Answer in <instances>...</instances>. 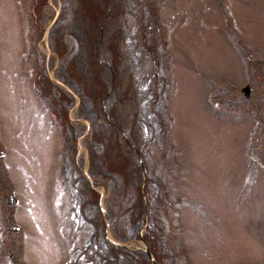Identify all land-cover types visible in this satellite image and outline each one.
I'll return each instance as SVG.
<instances>
[{"label":"rangeland","instance_id":"obj_1","mask_svg":"<svg viewBox=\"0 0 264 264\" xmlns=\"http://www.w3.org/2000/svg\"><path fill=\"white\" fill-rule=\"evenodd\" d=\"M105 4L117 16L110 26L117 130L126 140L133 132L143 178L168 197L151 201L153 215L123 243L144 252L154 221L166 251L175 250L173 264H264V0H0V194L16 197L14 205L0 200V264H96L95 208L83 206L91 223L78 213L83 189L97 194L103 221L110 209L103 234L115 247L116 227L123 232L130 222L120 214L124 197L142 193L135 172L107 160L111 143L93 142L82 99L62 80L65 61L54 52L62 45L68 64L78 53L73 18L88 34ZM36 73V87L61 113L54 123L31 88ZM245 83L247 98L239 92ZM14 224L20 229L7 230Z\"/></svg>","mask_w":264,"mask_h":264},{"label":"trees","instance_id":"obj_2","mask_svg":"<svg viewBox=\"0 0 264 264\" xmlns=\"http://www.w3.org/2000/svg\"><path fill=\"white\" fill-rule=\"evenodd\" d=\"M40 1L43 0H36V3L39 4ZM33 8V7H32ZM102 14L97 15V18L94 22H92V29L88 31L82 19H78L79 23H75L73 18L72 28L73 31L70 29L69 33L75 37L78 53L68 62L65 59L66 57L63 55L61 40L57 43V45H61V50H56V43L54 44V52L56 51L60 53V59L65 61L66 70L64 73H60L62 75V80H64L73 91H76L79 97L82 99V115L86 116L90 119L91 124L93 125V133L91 132V138L94 143H103V145L107 146V143H111V148L108 150V159L113 160L114 162H121L122 168L121 173H125L126 170H131L132 172L136 173L138 177V181L135 182L133 185L136 189L142 184V193L146 196L147 205L146 203L143 204L141 199L140 191L137 192L139 194L133 195V191L129 198L124 197L126 202L125 207L122 206L121 208V216H123L126 220H130L129 224L128 221L126 226L124 223V231L121 232L116 227V238L119 239L118 241H126L130 238V235L134 236V232L137 231V222L141 219L143 220L145 214L153 215L154 211L151 208V201L154 202L158 200L159 202H166V197L164 198L159 196V192L162 191L161 184H157L155 181L149 178H143L142 175V167L137 161V155L141 153L139 148L137 147L138 143L133 135L132 131H127L128 140L121 134L122 132L118 131L120 123H122V118L120 116L119 110L115 107V103L117 102V97L120 94V90L118 87V82L114 83V75L116 76V68L113 67L116 63L114 58L115 49H114V41L113 38H110V26L114 25L115 18L108 10V5L105 4V8H101ZM108 10V11H106ZM33 12V10H31ZM55 22V21H54ZM82 22V25H81ZM52 26H55L53 23ZM86 31V33L84 31ZM64 42V41H63ZM108 42V43H107ZM63 55V57H61ZM109 61L108 68H105L103 65L102 69L99 70L100 66H102V62ZM86 61V62H85ZM68 65V66H67ZM92 67L94 70L93 73L87 71V67ZM104 68V69H103ZM118 72L120 71L119 66L117 67ZM98 70V75L96 71ZM62 71V70H61ZM92 74V79L91 75ZM59 78V80L61 79ZM43 90V89H42ZM44 92V91H43ZM127 91L122 92V95L125 96ZM113 98V99H112ZM155 99V96L153 97ZM47 96V102L50 105V114L53 120L57 118L59 113L56 110V104L52 102ZM125 98H123L124 100ZM120 103V101H119ZM113 105V106H112ZM94 110V111H93ZM154 111V110H152ZM108 115V117L106 116ZM154 115L158 116V114ZM101 118V119H100ZM114 121V122H113ZM65 123L67 124V119H65ZM119 123V124H117ZM66 126L65 124H61V132L65 133ZM95 130V133H94ZM132 145L135 146L133 149ZM108 148V146H107ZM92 151V149H91ZM93 152V151H92ZM96 155V154H95ZM92 155L94 159L95 166L98 165L100 168H104L105 170L108 167L105 165L107 161H98V156ZM109 173L112 175L113 169H108ZM97 172L89 171V174L92 176L96 175ZM118 173V172H116ZM119 174V173H118ZM154 182L155 190L151 193V189L149 188L148 182ZM150 190H149V189ZM140 189V188H139ZM88 189L85 187L83 192H85V197H83L78 201V213H80L84 220L91 223L93 220V215L86 213V209L83 208L85 204H89L95 208L94 215L96 214V219L93 220V232L90 235V239L94 241V249L92 251L94 257L98 262L100 261L101 264H150L148 258L146 257L145 253L138 250H128L123 247H115L110 245L107 239L104 237V221L102 220V216L98 210V206L96 203L97 194L92 196ZM95 197V199H94ZM130 199V200H129ZM123 205V204H122ZM106 215L109 218H112L113 215L110 213V209L106 210ZM154 221H151L152 224L149 230L151 234L145 235V243L149 251L151 252L155 263L156 264H173L172 259L175 257V250L174 248H170V252L166 251V244L164 243L163 239L161 238L159 227L154 225ZM147 226V225H146ZM148 228V226H147ZM89 244H87L88 247Z\"/></svg>","mask_w":264,"mask_h":264},{"label":"water","instance_id":"obj_3","mask_svg":"<svg viewBox=\"0 0 264 264\" xmlns=\"http://www.w3.org/2000/svg\"><path fill=\"white\" fill-rule=\"evenodd\" d=\"M241 90L244 92V94H245V95H247V93H248V86H247V85H245L244 87H242V89H241ZM8 202H10V203H11V202H13V200H12L11 198H9V199H8ZM15 229H17V228H15ZM144 249H145L144 251H145L146 255L149 257V259H150L151 263H152V264H155V263H154V261L151 259V255H150V252H149V250H148V249H146V248H144Z\"/></svg>","mask_w":264,"mask_h":264},{"label":"flooded vegetation","instance_id":"obj_4","mask_svg":"<svg viewBox=\"0 0 264 264\" xmlns=\"http://www.w3.org/2000/svg\"><path fill=\"white\" fill-rule=\"evenodd\" d=\"M239 91H240V89H239ZM241 95H242V93H241ZM222 101H224V100H222V99H216V102L215 103H221ZM7 193L9 194L10 192L8 191ZM7 193L1 195V198H0L1 202H4L5 204H6V200H7V197H8ZM11 262H12V264H15L14 263V260H11Z\"/></svg>","mask_w":264,"mask_h":264}]
</instances>
